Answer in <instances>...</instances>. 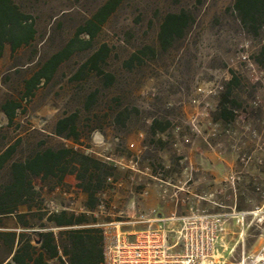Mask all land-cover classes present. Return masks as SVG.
Listing matches in <instances>:
<instances>
[{
	"label": "rangeland",
	"instance_id": "1",
	"mask_svg": "<svg viewBox=\"0 0 264 264\" xmlns=\"http://www.w3.org/2000/svg\"><path fill=\"white\" fill-rule=\"evenodd\" d=\"M235 2L17 1L37 34L16 52L7 47L0 59V155L14 148L0 169V192L11 181L12 162L75 148L116 168L100 196L101 222H120L124 231L137 215L187 214L192 207L223 216L217 264H244L258 254L264 246V67L257 61L264 29L249 33ZM106 6L110 14L103 17ZM169 15L184 17L181 36L161 37ZM73 40L72 55L28 95V80ZM97 53L103 60L93 67ZM7 102L20 106L12 122L2 112ZM70 117L76 133L62 127L58 135V123ZM32 184L48 210L84 209L82 193L39 179ZM2 227L22 230L14 217L0 219Z\"/></svg>",
	"mask_w": 264,
	"mask_h": 264
},
{
	"label": "trees",
	"instance_id": "2",
	"mask_svg": "<svg viewBox=\"0 0 264 264\" xmlns=\"http://www.w3.org/2000/svg\"><path fill=\"white\" fill-rule=\"evenodd\" d=\"M19 0H0V59L10 47L16 52L30 45L37 31L32 16L17 5ZM110 6L99 15L110 14ZM235 12L242 26L257 36L264 29V0H236ZM183 16L169 15L162 25L161 37L181 36L185 28ZM77 41L52 57L45 67L26 84L28 95L33 94L43 80L48 81L57 68L72 55ZM103 60L101 53L91 59L96 67ZM264 46L258 64L264 67ZM19 104L7 102L2 112L12 122ZM74 118L58 123V135L64 129L76 133ZM63 127V130L60 129ZM14 148L0 155V169L10 161ZM115 166L87 155L75 148L45 149L22 162L10 165V183L0 192V219L14 217L21 231L0 230V264H103L104 229L98 218L100 196L106 194ZM73 178L75 184L69 183ZM50 183L53 189L85 195L84 209L76 212L69 208L51 211L44 208V200L32 181ZM27 208L28 212L21 209ZM28 220V224L24 222ZM2 221V220H1ZM37 221V222H36ZM37 223V224H36ZM39 223V224H38ZM28 231V232H27Z\"/></svg>",
	"mask_w": 264,
	"mask_h": 264
},
{
	"label": "built area",
	"instance_id": "3",
	"mask_svg": "<svg viewBox=\"0 0 264 264\" xmlns=\"http://www.w3.org/2000/svg\"><path fill=\"white\" fill-rule=\"evenodd\" d=\"M103 225V264H217L224 221L220 214L190 208L184 215L156 211ZM244 264H264V246Z\"/></svg>",
	"mask_w": 264,
	"mask_h": 264
},
{
	"label": "crops",
	"instance_id": "4",
	"mask_svg": "<svg viewBox=\"0 0 264 264\" xmlns=\"http://www.w3.org/2000/svg\"><path fill=\"white\" fill-rule=\"evenodd\" d=\"M161 214V213H160ZM172 214H177V215H184V214H180V213H177V212H175V213H171V215ZM162 216H165V215H163V214H161ZM168 217V216H167Z\"/></svg>",
	"mask_w": 264,
	"mask_h": 264
}]
</instances>
